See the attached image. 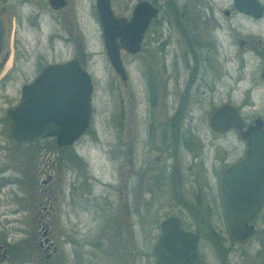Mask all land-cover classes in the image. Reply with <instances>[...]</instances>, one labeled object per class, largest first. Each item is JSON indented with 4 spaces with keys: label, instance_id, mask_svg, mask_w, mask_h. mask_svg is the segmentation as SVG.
<instances>
[{
    "label": "flooded vegetation",
    "instance_id": "obj_1",
    "mask_svg": "<svg viewBox=\"0 0 264 264\" xmlns=\"http://www.w3.org/2000/svg\"><path fill=\"white\" fill-rule=\"evenodd\" d=\"M37 1L38 11L31 14L32 21L36 22L33 26H38L42 8L55 26L62 25L56 13L67 5L68 8L71 0H63V5L58 8L51 7L49 0ZM141 1L156 11L142 31L135 52H129L117 41L124 78L110 66L120 82L117 85L120 108L115 122L116 142L113 144L119 170L116 185L96 179L90 160L76 146L81 137L90 135L89 139H93L96 136L91 123L92 104L91 118L84 132L71 144L61 146L54 137L32 141H19L12 137L5 110L16 103L19 94L3 109L0 116V154H6L8 150L12 152V142L28 147L23 166L25 175L29 173L25 177L30 179L23 182L37 188L39 193V196H33L32 202L37 218L35 242L32 240L27 245L26 259L17 264H157L160 254L164 255L165 264H172L170 247L174 242H190L191 238L170 236L168 242H162L160 224L170 217L180 221L184 232L195 236L196 264H237V261L244 264L248 252L241 246L249 243L247 246L250 247L255 241L258 249L253 255L256 256L264 245V228L256 227L258 221L264 223V193L261 207L248 222L253 226V232L240 240L231 236L221 202V175L229 165L247 156L246 139L230 124L222 130L210 124L211 116L221 107L233 108L243 129L255 118L264 120L261 115L247 117L241 114L242 108L256 106L258 101L254 98L257 94L261 93L260 104L257 105L264 104V0H126L118 13L113 11L111 0L110 6L114 15L129 20L134 5ZM0 7L4 8L7 23L6 44L9 34L10 39L16 40L11 25L18 16L12 9ZM93 7L105 54L94 3ZM62 21L73 36L55 32L50 36H60L65 44L72 45L77 38L75 12H65ZM77 44L80 45L79 53H73L67 60H77L89 74L92 102L95 84L88 67L91 54L82 41ZM4 47V65L8 58L11 61L9 71L3 77L7 80L24 57L15 55L13 50L5 51ZM52 63L56 62L38 67L37 74ZM130 64L134 65L137 91L141 94L135 98L128 94L125 100L124 92L130 83ZM28 81L20 85L19 93L21 86ZM222 118L224 122L230 121L228 117ZM91 132L94 137H91ZM59 149H68L71 156L68 165L71 167L70 177L59 180L66 185L67 192L49 173H57L61 158H51V155H56L55 151ZM107 152L104 151L105 154ZM8 166L1 164L0 171ZM40 174L45 178L38 179ZM158 177L160 181L156 183ZM52 183L54 196H50ZM94 185L98 187L97 191ZM114 189L119 199L118 211H104L101 216H91L98 210V201H108ZM79 191L84 195L86 207L89 208L90 204L93 210L96 209L85 212L84 216L86 220L98 219L96 231L87 228L82 232L80 222L76 224L79 229L68 228L67 233L64 228L57 227L63 217L60 208L64 209L63 214L67 213L65 218L78 219L72 205L73 197ZM161 191L163 200L167 193L170 195L169 201H164L170 206L163 208L162 204L154 202L158 198L156 192ZM126 201L129 204H125ZM144 203L148 210L140 212L145 208L141 207ZM41 211L43 216L39 215ZM106 215L115 220V228H110L109 233ZM46 216L52 217L55 226L45 222ZM217 223L221 227L216 226ZM72 224L75 225V221ZM74 235H80V241L74 239ZM110 239L115 242L114 250L108 249ZM61 241L62 244L68 242L67 254L61 248ZM233 257L238 260L230 263ZM6 258V246L0 244V264H13V260ZM245 264H264V256L255 263Z\"/></svg>",
    "mask_w": 264,
    "mask_h": 264
},
{
    "label": "rangeland",
    "instance_id": "obj_2",
    "mask_svg": "<svg viewBox=\"0 0 264 264\" xmlns=\"http://www.w3.org/2000/svg\"><path fill=\"white\" fill-rule=\"evenodd\" d=\"M125 1L111 0L113 11L118 13ZM37 2V0H0L1 6H4L6 10H9V8L12 9L18 16V20L11 25V31L13 27L16 40L14 41L10 39L9 34L4 50H13L15 55L20 56V58L24 57L23 61L20 59L21 64L7 76V80L3 77L9 71L11 65L9 58L0 70V116L3 115V109L8 104L16 100L19 94L20 85L23 82L30 80L37 74V70H39L38 67L51 62L67 60L73 53H79L78 50L80 45L78 46L77 43L82 41L83 45H86L89 53L91 54L89 55L90 58L88 67L91 71L93 82L95 84L92 92L93 99L91 102V123L94 127L93 129L96 131V136L94 137L92 134L93 132H91L90 134L91 137H94L93 139H89L90 135L83 136L80 140H78L76 146L90 160V163L93 166V174L96 179L102 181L104 184L116 185L115 182L119 179V170L117 168L118 162H116V148L113 144L116 142L115 122L117 120V116L119 115L120 108L119 93L117 90V85H119L118 83L120 82L111 70L104 54L103 46L100 40L99 26L96 22L93 7L94 0H71V5L69 4L68 8L67 5L60 12L56 13L61 19L60 23L62 22V25L58 26H55L53 24L54 22L48 19L47 16L49 14L44 12V8H42L43 12L37 20L38 26H33L36 22L34 20L32 21L31 14L38 11L37 8L39 5ZM69 11L75 12L77 21V42L75 44L76 40L74 43L72 41V45L65 44V42L60 39V36H50L53 32L59 33L60 35H71L69 28L65 27L62 21L63 14ZM52 16H55V14H52ZM57 30L58 32H56ZM85 41L87 44H85ZM133 67V64L128 66V72H130V83L128 89L124 92L125 100L127 99L128 94L131 96L133 95L134 98L135 96H140L141 94L137 91L138 81L136 75H134L135 72ZM260 95L261 93L257 94L254 98L258 101L256 102V106L242 108L241 114H244L247 117H251L253 115L264 116V104L257 105L260 104ZM10 146L12 152L8 150L6 151V154H0V165L3 163L9 165L7 169L0 171V244H4L6 246L7 258L13 260V264H17L18 261L26 259V254L28 253L27 245L31 244L32 240L35 242L34 235L37 230V218L35 217L36 213L32 202L33 196H39V193L37 188L32 187L28 183H24L29 178L25 177L28 176L29 173H26V175L24 173L23 158L29 151V148L21 146L15 142H12ZM104 151H108L107 154H105ZM55 152L56 155L52 154L51 158H61V162L57 167V173H52L51 171H49V173L52 174V179L56 180V183L59 184L62 190L67 192L66 185L62 184L59 180H65L70 177L69 169H71V167L69 168L68 165L71 163V156L69 155L68 149H59ZM44 178V174H40L38 176V179ZM78 180H80V178H78ZM159 181L160 178H156L155 182L159 183ZM53 185L54 183H52L50 187V196L55 195ZM94 190H98L96 185H94ZM157 193L158 192H156L158 198L156 197L154 202L157 205L162 204L161 206H163V208L170 206L164 203L170 195L167 193V196L165 197L166 199L163 200L164 193H162V191L158 194ZM78 194H76V197H73L74 203L72 206L74 208V212L79 215V218H65L67 213L63 214L64 209L60 208V214L61 216L63 215V217L60 218L57 227H61L62 229L64 228L68 233V228L79 229L76 224H80L81 222L82 224L80 225H83L81 228L82 232H84L87 228L94 232L96 231L95 223L98 219L95 220L94 217L91 220L89 218L86 220L84 216L86 213L92 212L96 209L93 210V208L90 207V204H88L90 208L89 210V208L85 205L86 202L83 197V193L80 194L79 191ZM117 196V192L114 189V191L110 194L108 201H98V210H96L95 215L91 216H101V212L104 211H118L117 206L118 208L120 206L118 205L119 199ZM63 201H61V203H63ZM142 201L144 202L145 198H143ZM125 204H129V201H126ZM143 206L145 208L143 210L141 209L140 212L148 210L145 203L142 204L141 207ZM50 213L53 215L52 210ZM39 215L43 216L42 211ZM106 217L107 226H109L106 228L109 233L111 230L110 228H115V220L110 216L106 215ZM44 220L46 223L55 226V222L52 220V217L48 218L46 216ZM74 221L75 225L72 224ZM216 226L221 227L219 223H217ZM256 227L262 229L264 228V223L262 224L261 221H258ZM52 232L53 231H51V234ZM77 232H79V230H77ZM66 235L68 236V234ZM73 237L79 241L81 239L80 235H74ZM62 243L63 241H61V248L64 250L65 254H67L69 248L68 242H65L64 244ZM248 244L249 243H246L240 247L242 250L245 249L248 252V256L243 260L244 264L249 262L255 263L256 261L261 260L264 256V245L259 254L255 256L253 254L256 253L258 244L255 241H252L251 246L249 245L250 247L247 246ZM108 249H115V242L111 239L108 243ZM237 260L238 259L233 257L229 260V262L233 263ZM237 264L243 263L237 261Z\"/></svg>",
    "mask_w": 264,
    "mask_h": 264
},
{
    "label": "water",
    "instance_id": "obj_3",
    "mask_svg": "<svg viewBox=\"0 0 264 264\" xmlns=\"http://www.w3.org/2000/svg\"><path fill=\"white\" fill-rule=\"evenodd\" d=\"M48 2L53 8L63 5V0ZM94 6L107 60L123 79L125 74L119 59L117 41L129 52H135L142 31L156 10L147 2H138L134 5L129 20H126L113 14L110 0H94ZM6 36L5 11L0 7V69L6 60V54L3 53ZM91 91L90 76L79 66L77 60L69 59L45 66L32 80L21 86L18 100L5 110L12 137L19 141L54 137L60 146L71 144L84 132L90 121ZM222 117H228L230 121L224 122ZM210 124L218 130L230 124L246 139L247 156L229 165L220 178L226 225L231 236L240 240L253 232V226L248 222L262 203L264 120L255 118L252 124L243 129L236 111L230 107H221L211 116ZM160 228L162 242H168L170 236L191 238L190 242H174L170 247L172 250L169 258L172 259V264H196L195 236L184 232L180 221L174 217L163 220ZM163 256L158 255L157 264H165Z\"/></svg>",
    "mask_w": 264,
    "mask_h": 264
}]
</instances>
